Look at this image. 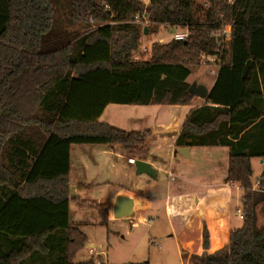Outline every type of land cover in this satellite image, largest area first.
<instances>
[{
  "label": "trees",
  "instance_id": "obj_1",
  "mask_svg": "<svg viewBox=\"0 0 264 264\" xmlns=\"http://www.w3.org/2000/svg\"><path fill=\"white\" fill-rule=\"evenodd\" d=\"M226 26L230 41L221 45L215 32ZM159 27L189 37L154 42L135 59L145 30ZM211 56L219 61L214 84L175 147L228 148L226 182L245 191L244 224L225 253L194 264H264L257 215L264 164L256 186L251 164L264 162V141L256 145L264 126V0H0V264H104L74 263L87 237L69 217L73 146L117 147L147 160L150 132L103 123L104 110L190 105L191 69ZM175 206L171 198L172 215ZM98 209L107 225L109 205Z\"/></svg>",
  "mask_w": 264,
  "mask_h": 264
},
{
  "label": "rangeland",
  "instance_id": "obj_2",
  "mask_svg": "<svg viewBox=\"0 0 264 264\" xmlns=\"http://www.w3.org/2000/svg\"><path fill=\"white\" fill-rule=\"evenodd\" d=\"M143 2L147 4L148 0H143ZM196 2L202 5L204 0H196ZM147 25L148 23H145L144 27L146 28ZM175 31L159 27L157 34L144 35L142 49L135 55V59L149 54L151 45L159 39L163 42L170 40ZM211 71L217 72V67L214 64H201L191 69L188 83L190 85L194 82L203 83L209 87L214 80ZM154 111H148L147 114L153 116ZM106 113L102 121L110 120L109 117L116 118L126 126L132 125V120L136 117L134 110L118 106L109 108ZM221 149L223 150H217L219 152L216 150L205 152L203 149L197 148L191 155L190 166L170 165L168 169L169 163L167 162L165 169L177 174L183 172L200 183H207L211 179L218 181L226 176L229 160L227 150ZM104 151H110V148L105 146H73L72 148L71 179L76 184L77 190H73L74 199L71 200L69 206L70 222L87 237V243L76 255L74 263H83L94 258L99 261L98 263L103 262L104 264H141L143 262L189 264L184 262V258L178 252L175 241L171 237V229L165 213L161 211L158 214L166 197L167 184L171 180L168 174L159 172L157 185L160 192L154 195L147 194L153 196L155 200L149 204L150 208L147 211L142 210L140 213L147 220L146 223H140L137 217L111 220L110 218L114 217L110 207L108 223L107 225L102 223L98 206L108 205L120 187H130L132 184L131 177L128 176L130 171L123 167L121 171L117 172L118 175L112 168L116 159ZM257 161L254 162L255 171L252 176L255 186L260 176L257 170L259 168ZM147 178L144 176L142 179L147 180ZM242 190L244 191V189ZM243 191L239 193L240 198L245 195V191L244 193ZM70 197L73 196L70 195ZM240 198L233 205V220L237 226L244 224V221L237 217L239 215L237 208L241 207ZM257 210L258 224L262 226L264 225V204Z\"/></svg>",
  "mask_w": 264,
  "mask_h": 264
},
{
  "label": "crops",
  "instance_id": "obj_3",
  "mask_svg": "<svg viewBox=\"0 0 264 264\" xmlns=\"http://www.w3.org/2000/svg\"><path fill=\"white\" fill-rule=\"evenodd\" d=\"M172 30L175 31L176 29ZM216 75L209 87L206 86L209 92L214 84ZM201 84L204 85L203 83ZM204 103V100L195 97L190 105L185 106L110 105L104 110L99 119V121L103 123L129 132L134 131L145 133L149 131L150 135L146 140V144L149 148V155L147 160L144 161L149 163L157 173L156 180L146 175L137 176L135 173V167L127 163L128 156H126L121 149L105 146L109 147L110 151L104 152L112 155L116 159V163L112 164V168L115 172L117 173L119 170L121 171V168L126 167L130 171L128 176H130V180H132L131 186L125 188L120 187V189L116 191L115 196L111 199V202L108 204L112 214L113 204L116 197L119 195H125L133 198L136 202V210L133 217H137L138 221L142 224L146 223L147 220L141 216L140 213L142 210L147 211L150 208L149 204L155 200L153 196H148L147 194L154 195L160 192L157 185L159 172L168 174V177H171V180L167 184L166 197L162 202V206H160L161 209L158 211V214H160L161 211L165 213L171 229V237L175 241L178 252L181 257L184 258V262L189 264H194L206 256H217L225 253L230 244L231 232L243 227L242 225L237 226L233 220V205L235 201L240 198L239 193L243 191V188L238 187L237 184L226 182L229 160L226 169V176H223V178L218 181H212L211 179L212 182L208 181L207 183H200L183 172L177 174L165 169L167 162L169 163L168 169L170 165L190 166L191 155L193 150L197 148H189V158H186L177 153L175 142L181 133L186 117L192 110L200 108ZM113 106L134 110L136 117L132 120V125H123L120 120L111 117L108 118L110 120L102 121L107 114V110ZM151 110H155L153 116L152 114H147V112ZM161 117L162 119H160ZM249 130L250 129H247L246 132ZM256 133L258 134L256 145L258 144V148H260L259 143H261L262 140L264 141V126L258 129ZM254 140L253 137V141ZM200 148L205 152H207V150L222 151L223 149L221 148H224L229 155V150L225 147ZM255 160H258L259 168H257V170L261 176L264 162L262 159H252V172L255 171ZM144 176L148 177L147 180L142 179ZM173 180L175 181L173 182ZM70 182V186H74L76 191L77 186H75L76 184L71 179V173ZM171 198H176L175 207L177 208V211L173 215L169 213V203ZM242 198L243 196H241L240 201ZM73 199L74 195L71 200ZM139 203H142L143 207H141ZM237 213L239 214L237 216L239 220L244 221V219H240L239 217L243 214L241 207L237 208ZM110 219L112 220L114 218ZM205 230L208 233L207 247L204 245ZM50 264H55V259Z\"/></svg>",
  "mask_w": 264,
  "mask_h": 264
},
{
  "label": "water",
  "instance_id": "obj_4",
  "mask_svg": "<svg viewBox=\"0 0 264 264\" xmlns=\"http://www.w3.org/2000/svg\"><path fill=\"white\" fill-rule=\"evenodd\" d=\"M148 34L147 29L145 30V35ZM188 93L193 95L194 97H198L204 101L207 100L209 90L205 85L198 84L194 82L190 85L188 89ZM177 153L180 155L189 158V148H178ZM136 175H146L154 180L157 179L156 170L147 162L143 160H138L135 165ZM74 186H70V195L73 196ZM141 207H143L142 203H139ZM136 210V202L133 198H130L125 195H119L116 197L114 204H113V217L116 220L121 219H129L133 217Z\"/></svg>",
  "mask_w": 264,
  "mask_h": 264
},
{
  "label": "built area",
  "instance_id": "obj_5",
  "mask_svg": "<svg viewBox=\"0 0 264 264\" xmlns=\"http://www.w3.org/2000/svg\"><path fill=\"white\" fill-rule=\"evenodd\" d=\"M225 1L229 5H233L237 0H225ZM230 35H231L230 26L222 27L220 30L215 32V36L217 38L221 39L220 40V44L221 45H223V44L225 45V44H227L230 41ZM188 37H189L188 31L176 30L174 32V34L171 36V39L175 40V41H183V40H187ZM157 42L163 43V40L159 39ZM218 63H219V61L217 60V57H213V56H211V57H203V60L201 62L202 65L214 64V66H216ZM211 74L215 76L217 74V72L211 71ZM137 161L138 160L135 157H131V156L127 157V163L129 165H131V166L135 167ZM239 217H240V219H244V215L243 214H241Z\"/></svg>",
  "mask_w": 264,
  "mask_h": 264
},
{
  "label": "bare ground",
  "instance_id": "obj_6",
  "mask_svg": "<svg viewBox=\"0 0 264 264\" xmlns=\"http://www.w3.org/2000/svg\"><path fill=\"white\" fill-rule=\"evenodd\" d=\"M180 30V29H179Z\"/></svg>",
  "mask_w": 264,
  "mask_h": 264
}]
</instances>
